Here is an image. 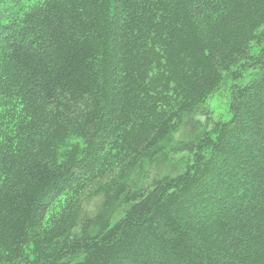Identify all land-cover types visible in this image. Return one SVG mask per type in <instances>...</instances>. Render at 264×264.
Wrapping results in <instances>:
<instances>
[{"label":"trees","instance_id":"16d2710c","mask_svg":"<svg viewBox=\"0 0 264 264\" xmlns=\"http://www.w3.org/2000/svg\"><path fill=\"white\" fill-rule=\"evenodd\" d=\"M0 264H264V0H0Z\"/></svg>","mask_w":264,"mask_h":264},{"label":"rangeland","instance_id":"374dc122","mask_svg":"<svg viewBox=\"0 0 264 264\" xmlns=\"http://www.w3.org/2000/svg\"><path fill=\"white\" fill-rule=\"evenodd\" d=\"M102 11V10H101ZM255 46L253 45L252 48ZM254 49L252 50V52ZM238 67L232 68V71H235V74L239 71L236 70ZM231 70L223 73V79L217 85L215 89L205 94L202 100L203 107L206 110L205 116H198V119L209 123L225 121L229 118V100L230 94L232 92V88L234 85L242 86L248 83L254 76L255 71L253 69H248L244 71L240 77L233 78V73L230 74ZM212 124H208L211 127ZM54 145L55 152L59 159L67 158V159H79L82 155V152L85 148L83 141L73 132L71 131H59L55 135ZM182 155L173 156V159H180ZM101 203V195L100 194H91L85 196L83 199V205L86 206L91 213H95V209ZM30 241L28 245H30Z\"/></svg>","mask_w":264,"mask_h":264}]
</instances>
